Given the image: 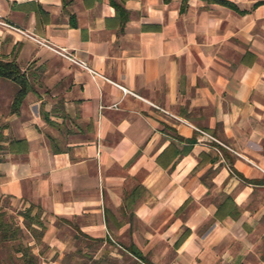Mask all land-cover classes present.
Wrapping results in <instances>:
<instances>
[{
  "label": "crops",
  "instance_id": "0c3cea01",
  "mask_svg": "<svg viewBox=\"0 0 264 264\" xmlns=\"http://www.w3.org/2000/svg\"><path fill=\"white\" fill-rule=\"evenodd\" d=\"M0 21L99 73L0 22L32 85L14 113L0 78V199L35 204L52 250L69 229L154 264H264V0H0Z\"/></svg>",
  "mask_w": 264,
  "mask_h": 264
},
{
  "label": "rangeland",
  "instance_id": "374dc122",
  "mask_svg": "<svg viewBox=\"0 0 264 264\" xmlns=\"http://www.w3.org/2000/svg\"><path fill=\"white\" fill-rule=\"evenodd\" d=\"M31 204H28L24 200L19 199H12L10 197H5L0 199V212H3L5 218L13 224L14 227L18 226L21 230L18 231V240L7 242L0 246V263L2 260L7 259L9 255H18L17 246L20 241L24 244L31 243L33 244V252L42 254L40 258V264H81L82 262L86 261L85 257H82V254H75L73 253L76 250L77 246L83 248L84 251H87L90 255L93 256L95 259H101V257H109L110 261L108 260L109 264H145L140 262L135 256L131 255L129 252L119 249L115 243L113 242H120L119 239H110L114 247L112 246H103V242L101 241H89L88 244L83 242L80 239H70L71 232L69 229H64L65 236L63 239L65 244L67 245V249L63 251L52 250V247L45 241V233L47 230L48 220L44 216L42 217V213L40 209H36V205L34 204L33 207H30ZM39 220L46 225L45 230L43 231L42 228L38 226V231H43L42 235V243L35 244L33 235L26 229V225L32 221ZM123 240V239H122ZM121 240V241H122ZM109 242V241H108ZM124 247L130 246L127 241L123 240ZM82 250V251H83ZM112 250L113 254H110ZM123 250V251H122ZM116 255V256H114ZM101 264H107L106 259L101 261Z\"/></svg>",
  "mask_w": 264,
  "mask_h": 264
},
{
  "label": "trees",
  "instance_id": "16d2710c",
  "mask_svg": "<svg viewBox=\"0 0 264 264\" xmlns=\"http://www.w3.org/2000/svg\"><path fill=\"white\" fill-rule=\"evenodd\" d=\"M114 6L118 11L122 9V7L113 1ZM75 25V23H72ZM0 78L12 80L17 86L18 90L14 96V99L11 104V111L14 113L19 112L20 106L26 97L27 93L32 90V85L29 80L28 73L24 71L18 64V62L14 60H4L0 58ZM34 205L31 204L30 207ZM3 212H0V246L6 244L10 241L18 240V231L21 230L19 225L14 227L11 222H9ZM44 231L46 225L39 220L32 221L26 225V229L33 235V240L35 244L42 243V235L43 231H38V224ZM88 238V239H86ZM83 242L87 243L89 241H105L106 239H90L88 236H84V239H81ZM111 242L110 239H108ZM33 244L28 243L24 244L22 241L19 242L17 246L16 252L18 255H9L7 259H3L0 264H40V258L42 257L41 252L35 253L33 252L32 248ZM125 251L129 252L131 255L135 256L140 262L145 264H154L147 256L143 255V253L134 245H130L124 247ZM83 248L80 246L76 247L75 254H82V257L86 258V261L82 262L81 264H101V261L106 259V263L109 264L108 260L110 261L109 257H101V259H95L92 255L87 253V251H82ZM122 250V251H123Z\"/></svg>",
  "mask_w": 264,
  "mask_h": 264
},
{
  "label": "built area",
  "instance_id": "2783aa9c",
  "mask_svg": "<svg viewBox=\"0 0 264 264\" xmlns=\"http://www.w3.org/2000/svg\"><path fill=\"white\" fill-rule=\"evenodd\" d=\"M3 25L7 26V27H10L14 30H17V31H21V32H24L27 36L31 37L34 41H36L37 43L41 44V45H44L46 47H49L50 49H52L53 51H55L56 53H58L59 55H61L63 58L69 60L70 62L72 63H75L79 66H82V67H86L89 69L90 72H92L93 74L95 75H98L99 73H97L95 70L89 68L86 64V62H84L83 60L79 59L78 57H76L75 54H73L69 49L67 48H57L53 45H51L49 42L47 41H43L41 39H39L37 36L33 35V34H30V33H26L25 31H22L20 28L18 27H15L9 23H6V22H2L0 21ZM119 87H121L125 92L128 90L127 88L119 85ZM206 134V133H205ZM210 138L214 139L212 136L208 135Z\"/></svg>",
  "mask_w": 264,
  "mask_h": 264
}]
</instances>
